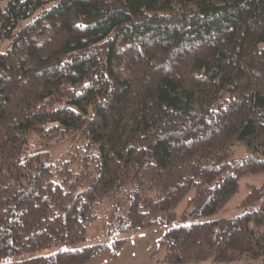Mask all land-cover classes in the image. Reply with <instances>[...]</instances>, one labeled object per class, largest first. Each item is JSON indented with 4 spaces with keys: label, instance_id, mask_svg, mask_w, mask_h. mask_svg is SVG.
<instances>
[{
    "label": "trees",
    "instance_id": "1",
    "mask_svg": "<svg viewBox=\"0 0 264 264\" xmlns=\"http://www.w3.org/2000/svg\"><path fill=\"white\" fill-rule=\"evenodd\" d=\"M66 141L78 153L56 163ZM261 173L264 0H0V260L83 240L129 183L123 230L215 213ZM158 246V264H264V204ZM107 249L6 264H87Z\"/></svg>",
    "mask_w": 264,
    "mask_h": 264
},
{
    "label": "rangeland",
    "instance_id": "2",
    "mask_svg": "<svg viewBox=\"0 0 264 264\" xmlns=\"http://www.w3.org/2000/svg\"><path fill=\"white\" fill-rule=\"evenodd\" d=\"M73 142H63L55 145L50 149L52 158L57 163L60 157L62 159H73V155L78 153L77 149L72 146ZM69 151L72 152L68 153ZM95 148H87L86 153L93 155ZM248 148L245 144L239 143L235 147L234 157L240 159L248 154ZM81 153H85L82 150ZM85 153V154H86ZM79 159V157H76ZM76 167V165H72ZM253 188H262L263 193L260 199L247 203L245 200L250 196ZM133 185L127 184L124 188L119 190L115 196L103 200L94 209L96 219L90 221L86 227V236L83 240L60 244L50 248L35 250L26 254L13 255L6 259H1L0 264L13 263L21 261L24 258L52 255L62 252H70L81 250L89 246L98 244H107L108 249L93 258L87 264H158L159 258L163 257L164 251L159 250V239L168 230L189 226L196 223L210 222L222 218H230L250 213L258 209L264 204V173L261 174H248L243 176L239 181L238 192L231 197L226 203L225 207L215 213L202 215V216H188L180 217L169 223L151 226L140 229H120L123 227L124 219L126 218V210L128 207L129 199L132 195ZM193 192L180 202L176 212L181 213L187 205L188 198ZM123 241V246L118 252L117 257L111 256L114 247V242ZM193 264H214L209 259L199 263Z\"/></svg>",
    "mask_w": 264,
    "mask_h": 264
}]
</instances>
